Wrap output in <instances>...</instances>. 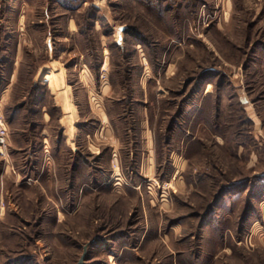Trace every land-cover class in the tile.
I'll use <instances>...</instances> for the list:
<instances>
[{
  "label": "rangeland",
  "instance_id": "rangeland-1",
  "mask_svg": "<svg viewBox=\"0 0 264 264\" xmlns=\"http://www.w3.org/2000/svg\"><path fill=\"white\" fill-rule=\"evenodd\" d=\"M0 122V264H264V0H0Z\"/></svg>",
  "mask_w": 264,
  "mask_h": 264
},
{
  "label": "bare ground",
  "instance_id": "bare-ground-1",
  "mask_svg": "<svg viewBox=\"0 0 264 264\" xmlns=\"http://www.w3.org/2000/svg\"><path fill=\"white\" fill-rule=\"evenodd\" d=\"M105 65L106 64L104 63V66ZM42 75H43L42 79L49 82V85L51 86V92L54 93L58 98H61V100L65 99L68 102V105L66 106V108L70 113L69 116H72L75 106H73V104L68 99L67 89H66L67 87L65 84L66 81L64 82V76H63L62 69H58V71L55 72L54 68L50 67Z\"/></svg>",
  "mask_w": 264,
  "mask_h": 264
},
{
  "label": "built area",
  "instance_id": "built-area-1",
  "mask_svg": "<svg viewBox=\"0 0 264 264\" xmlns=\"http://www.w3.org/2000/svg\"><path fill=\"white\" fill-rule=\"evenodd\" d=\"M7 134H8L7 125L4 124L3 122H0V153L5 148L6 140H7Z\"/></svg>",
  "mask_w": 264,
  "mask_h": 264
},
{
  "label": "water",
  "instance_id": "water-1",
  "mask_svg": "<svg viewBox=\"0 0 264 264\" xmlns=\"http://www.w3.org/2000/svg\"><path fill=\"white\" fill-rule=\"evenodd\" d=\"M83 257V256H82ZM82 261V258H81V260H80V262Z\"/></svg>",
  "mask_w": 264,
  "mask_h": 264
}]
</instances>
